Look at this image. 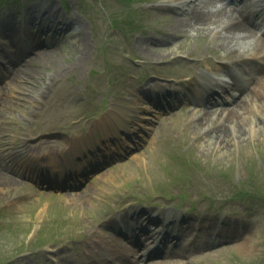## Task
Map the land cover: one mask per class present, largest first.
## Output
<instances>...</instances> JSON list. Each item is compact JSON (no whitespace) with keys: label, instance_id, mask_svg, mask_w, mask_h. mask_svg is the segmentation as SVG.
Returning <instances> with one entry per match:
<instances>
[{"label":"rangeland","instance_id":"374dc122","mask_svg":"<svg viewBox=\"0 0 264 264\" xmlns=\"http://www.w3.org/2000/svg\"><path fill=\"white\" fill-rule=\"evenodd\" d=\"M222 1L182 7L185 0H0V40L22 42L17 32L30 25L52 41L51 55L29 58L31 54L16 63L28 82L2 87L0 144L3 151L9 148L7 156L25 144L41 161H50L74 134L89 132L91 125L97 131L92 148L103 137L110 146L103 148L119 151L112 131L94 120L103 121L115 102L129 107L123 117L149 119L145 129L121 134V143L137 148L126 147L110 165H96L97 155L98 163L103 161L100 151L91 158L88 150L84 158L78 154L75 162L91 159L95 168L86 171L85 181L90 180L78 188H86L80 199L75 191L50 190L42 181L10 170L19 180L0 184V264H55L52 257L59 264H264V200L259 198L264 195V70L245 95L237 96L242 101L240 109L235 107L242 112L238 125L228 123L220 141L223 126L217 125L228 122L222 115L199 122L201 109L181 105L158 116L153 105L137 97L156 81L163 87L179 82L197 89L218 70H229L230 62L264 68L255 62L259 55L264 60V51L249 55L247 40L214 37L220 20L193 19L195 11ZM253 6L245 7L248 14ZM246 178L251 201H234L228 194ZM218 195L222 202L216 207L203 202ZM138 211L145 212L140 223L154 237L146 238L143 230L137 234ZM151 214L160 220L145 223ZM120 230L145 244L167 240V246L162 256L145 258L154 245L138 249ZM41 242L55 252L37 248Z\"/></svg>","mask_w":264,"mask_h":264},{"label":"bare ground","instance_id":"6f19581e","mask_svg":"<svg viewBox=\"0 0 264 264\" xmlns=\"http://www.w3.org/2000/svg\"><path fill=\"white\" fill-rule=\"evenodd\" d=\"M261 2V0H255V1H250L248 2V6L251 4L253 5L255 3V7H257L255 13H257V11H259V7H261V4L259 3ZM253 3V4H252ZM258 3V4H256ZM263 7V5H262ZM194 17L193 18L196 22H200V23H211L214 21H218L220 23V28L215 30L213 35L214 37L217 39L219 38V40H221V42L223 40L226 39V37L229 38H235L236 40H247V42L250 44L249 48L252 49L250 53H248L249 55H255L256 53H260L262 51H264V33L263 34H259L257 33V30L259 29V25L255 22H252L250 20V17L241 9L239 8V6L237 5H230L227 3H222V4H215L213 5V7L210 10H202V11H195L194 12ZM224 42V41H223ZM9 46L13 47V49H3L0 48V53L2 55H4V57L2 58L6 63V65L8 67H10V72L7 75L6 79H5V84L0 83V93L2 91V87L4 85H8V82H12V81H16V83H19V85H21L22 82H28L29 79L24 75V73H22V67H18L16 66V63L20 62L21 58H24V56H31L29 58L32 57H39L41 56H48L52 54V51H49L51 49H49L47 47H45L44 45H42L39 43H34L31 45V47L33 48H29L27 51L21 49L19 46L15 45V44H10ZM256 50H258V52H256ZM12 51V53L10 52ZM22 53V54H21ZM240 54H237L236 56H239ZM4 64V63H2ZM234 68V70H237L236 65L232 66ZM264 75V74H263ZM3 75L0 74V77L2 78ZM4 80V79H3ZM31 83V82H30ZM204 94V90L198 92L196 95H198L199 97L203 96ZM143 95V92L138 93V97H141ZM25 94L23 95L24 98ZM232 103V102H231ZM241 103V104H240ZM235 107L238 109H240L242 107V101H233V103L231 104V106L226 109L225 111L221 110V107L215 109V107H210V108H202V111L199 113V115H197L196 117V121L201 122L202 120L208 119V118H215L216 116L222 115L224 117V121H228L226 125H224V123H219V125L217 126H223L221 130L226 129V126L228 125V123H235L237 117L242 113L241 111H237L235 109ZM126 108L129 109L128 106L126 107H121V105L119 104H114V108H112V110L108 113V116H106L108 118V120L110 119H118L121 122V129L117 128V131L114 130L115 132H118L120 130H123L124 133H132L133 129L135 128V125L138 127H141V124L143 120H141L142 118H138L135 121H132L131 118H129V120H127L126 123L124 121H122V117L121 114L123 115L126 111ZM146 107H143L142 109H145ZM131 109V108H130ZM135 110V109H134ZM137 110V109H136ZM119 113V115L117 114ZM121 117V118H120ZM143 117H147V116H143ZM148 118V117H147ZM240 119V116H239ZM140 120V122H139ZM146 121V120H145ZM236 125H238V123H235ZM219 129V128H218ZM230 129V127H229ZM0 136H2V134H0ZM226 136V132L221 133L218 135L217 134V139L218 141H220L221 139H224V137ZM86 138V137H85ZM85 138H80L79 140H76L75 142H71V147H70V151L71 152H75L77 149L80 150V146H85V140L88 139V137ZM1 140V138H0ZM14 141H11L12 144H15V138H13ZM118 143V142H117ZM101 144L103 146L109 147L108 144L105 145L104 142L101 140ZM24 145H22L21 147H23ZM13 150V152H11V154L9 153V155L7 156L5 153L6 150H8L9 148L6 147L5 151L4 148H2V145L0 144V184L1 185H8V184H13L16 181H18L19 179L14 177L10 172V170H13L15 173H18L21 175V173L28 175L27 170L32 173L34 170L37 171L36 176L37 177H43V176H48L47 178L51 177V175L53 178L55 179H59L62 181V179L60 177H62L64 175V171L63 170H58L55 168L58 165L62 164V160L59 158H57L56 155H52L53 160L51 161V170H47V171H42L41 168L36 167L35 165L32 164V162L25 158L22 154L23 150L16 149ZM25 150V149H24ZM30 150V149H29ZM77 150V151H79ZM31 152V151H30ZM70 152L67 151L66 153L62 152V154L65 156L63 157V159H66L67 155ZM31 155L33 157H37L36 153L31 152ZM24 158L26 160H24ZM28 160V161H27ZM18 161L22 162V163H18ZM21 164V165H19ZM24 164H26L25 166V170L23 169ZM73 165V164H72ZM21 166V167H19ZM81 166L80 164H76L73 165V167L70 168L69 171H67V174H80L79 172L82 171V168L79 167ZM62 169V168H60ZM75 170V171H74ZM65 174V175H67ZM65 175L63 176V178L65 177ZM79 181L81 180V182H84V179H80V177H78ZM86 188L84 187V189L81 190H77L74 192V194H79L78 196H75L76 198L80 199L83 195H85L84 190ZM81 191V192H80ZM83 191V192H82ZM86 191V190H85ZM80 197V198H79ZM142 217H144V214L142 215Z\"/></svg>","mask_w":264,"mask_h":264},{"label":"trees","instance_id":"16d2710c","mask_svg":"<svg viewBox=\"0 0 264 264\" xmlns=\"http://www.w3.org/2000/svg\"><path fill=\"white\" fill-rule=\"evenodd\" d=\"M126 1H128V2H129V1H132V0H126ZM261 262H262V261H261ZM261 262H259L258 264H261Z\"/></svg>","mask_w":264,"mask_h":264}]
</instances>
